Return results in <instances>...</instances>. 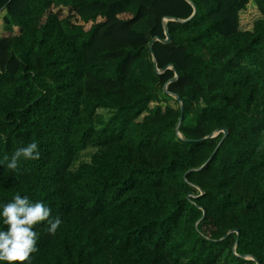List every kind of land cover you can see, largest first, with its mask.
<instances>
[{
	"label": "trees",
	"instance_id": "16d2710c",
	"mask_svg": "<svg viewBox=\"0 0 264 264\" xmlns=\"http://www.w3.org/2000/svg\"><path fill=\"white\" fill-rule=\"evenodd\" d=\"M0 264H264V0H0Z\"/></svg>",
	"mask_w": 264,
	"mask_h": 264
},
{
	"label": "water",
	"instance_id": "95a60500",
	"mask_svg": "<svg viewBox=\"0 0 264 264\" xmlns=\"http://www.w3.org/2000/svg\"><path fill=\"white\" fill-rule=\"evenodd\" d=\"M168 21L180 22V23H184V22H186V21H180V20H176V19H175V20L168 19ZM165 36H166V39H165V40H160V39H159L158 41L161 42V43H163V44H165V45H168V44L171 43V37H170L169 34H168V30H167V28H165ZM154 43H155V40H153V41L151 42L150 47H149L151 53H152V46H153ZM155 67H156V63H155ZM166 69H168V67H166L163 71H165ZM156 71H157V73H160V71H159L157 68H156ZM177 79H178V73L175 72V77H174V79H172V80L170 81V83L175 82ZM164 92H165V93H168L166 89L164 90ZM168 94H169V93H168ZM169 95L172 96L171 94H169ZM175 99H176V101L180 102V99H179L178 97H176ZM183 112H184V109H183V107H181V117H180L179 125L181 124V121H182V119H183ZM179 125H178V126H179ZM177 130H178V129H177ZM218 133H223V134H224L223 140H224V138H226V136H227V130H226V129L221 130V131H219ZM214 137H215V136H210L209 138H214ZM200 141H202V140H200ZM200 141H195V142H200ZM186 142H194V141L186 140ZM232 233H237V235H239V233H238L237 230H236V231H232Z\"/></svg>",
	"mask_w": 264,
	"mask_h": 264
},
{
	"label": "rangeland",
	"instance_id": "374dc122",
	"mask_svg": "<svg viewBox=\"0 0 264 264\" xmlns=\"http://www.w3.org/2000/svg\"><path fill=\"white\" fill-rule=\"evenodd\" d=\"M66 14V12H64V15ZM16 31H17V29L16 28H14L13 30H12V32H13V34L14 33H16ZM2 34L5 36V35H8V33H5V32H2ZM168 106H170V107H172V108H176V105H175V103H173V102H171V103H169V105ZM162 107L164 108V107H166V105H162ZM93 152V150H91V149H88L86 152H84L83 154H82V157H81V162H89V156H90V154Z\"/></svg>",
	"mask_w": 264,
	"mask_h": 264
}]
</instances>
